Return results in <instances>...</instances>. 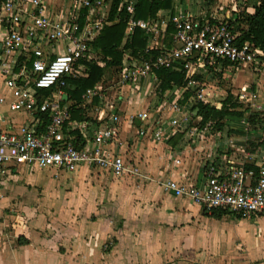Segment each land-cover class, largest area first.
Instances as JSON below:
<instances>
[{
	"label": "built area",
	"instance_id": "built-area-1",
	"mask_svg": "<svg viewBox=\"0 0 264 264\" xmlns=\"http://www.w3.org/2000/svg\"><path fill=\"white\" fill-rule=\"evenodd\" d=\"M112 1L0 0V77L9 93L5 104L0 96V105L7 107L0 112V199L6 177L19 165L54 176L86 167L114 178L149 179L127 157V144L119 137L122 120L136 122L139 137L153 143L166 144L173 133L181 131L188 144H196L210 124L201 129L190 119L195 115L200 120L195 110L186 112L190 102H213L220 108V98L226 96L219 80L209 81L211 71L228 72L253 65L259 72L264 68L262 51L247 42L237 44L228 22L232 12L230 16L220 15L222 9L215 7L208 15L203 10L199 15L180 10L173 16L136 20L132 15L139 0H118L113 21L119 19L122 10L129 14L124 40L136 29L142 30L146 39L143 56L123 53L122 66L112 78L102 77L81 95L83 118L76 119L65 88H72L69 80L87 77L88 62L99 64L90 44L111 23ZM160 69L184 71L185 86L165 91L163 95H169L160 106L163 111L153 119L150 109L160 91L156 74ZM187 89L192 94L182 104ZM47 90L50 94L46 95ZM175 91H182L177 94L179 101L170 100ZM257 92L243 86L239 93L231 94L248 111L263 115L264 103ZM5 112L24 113L26 117L19 124L3 125ZM248 114L242 118L244 127ZM235 152L236 156L230 157L209 151L201 161L199 180L192 182L183 175L157 182L165 192L188 199L207 212L219 209L241 219L263 215L264 148ZM238 156L241 158L237 160ZM245 157L254 161L256 172L245 170ZM170 160L172 167L180 165L174 154Z\"/></svg>",
	"mask_w": 264,
	"mask_h": 264
},
{
	"label": "crops",
	"instance_id": "crops-1",
	"mask_svg": "<svg viewBox=\"0 0 264 264\" xmlns=\"http://www.w3.org/2000/svg\"><path fill=\"white\" fill-rule=\"evenodd\" d=\"M54 1L58 2L59 0ZM258 1L171 0V8L161 10L159 15L173 16L180 10L191 15H199L200 11L203 10L207 15L215 7H220L222 9L219 12L220 15L225 14L226 16H230V13H233L236 7L240 11L245 9L246 12L252 13ZM248 72L249 79L252 80V74L249 70ZM261 72L257 81L253 84L257 87H255L257 90L264 93V68ZM0 83L1 90L3 89L0 96H4L8 91L2 87L1 77ZM250 88L253 90V85ZM179 92L181 93L182 91ZM179 92L175 91L170 94V100L172 95L175 96ZM144 104L143 106H145ZM6 109V105H0V112H4ZM5 114L6 120L3 125L6 123L19 124L26 117L24 113L5 112ZM199 121L197 120L196 124H199ZM122 122L126 126L128 125L124 120ZM126 126L123 129L124 131L127 130L128 133H131L133 130L135 132L132 127L126 129ZM231 128H239L238 130H240L243 128V125L231 126ZM233 138V136L230 137L226 134L224 130L208 138L205 137L206 143L203 140L193 144L195 145L193 147L194 152L198 151L199 153H194L196 155L194 160L191 159V161L187 162L182 161V156L188 147H191L190 144L181 150L163 144L166 147V153H169L168 157L171 158V154H174L181 161L178 167H172L171 161H168L169 163L167 162L166 165L167 170L161 171L160 179L165 177L178 178L179 176L186 175L192 182L199 180L202 175L201 161L209 151L212 150L215 156L217 154L220 156L223 153L230 157L236 156L235 149L231 148L233 147L231 145L234 142ZM244 159L248 162H254L248 160V158L246 159V157ZM135 163L138 165L137 162ZM82 168H85L84 172L81 171ZM25 169L28 172L30 171L22 165L12 169L14 173L11 174V179H7L8 183L2 188L3 198L0 199V208L9 206V199H12V195L18 194L17 185L12 180L16 177L19 178V173ZM81 169L79 168L73 173L75 179L88 175L91 172L86 167H81ZM147 171L150 176L156 175V171ZM124 178L126 177H123V181L114 183L110 187L111 194L109 196L111 199L116 198L114 202L116 206L114 215L118 217L117 221L119 222L118 226H115V231L110 229L112 227L109 226V223L112 224V220L107 218H97L95 223L87 220L89 223L85 221L84 225L82 222L79 224L75 222L74 225H70V229L67 232H44L38 229L39 222L37 220L29 218L30 220L25 221L18 230L12 231L8 228V219L6 218L2 222L0 221V264H199L197 260L201 256L197 254L193 255L191 260L182 257L173 262L174 247L167 240V235L170 234L173 227L187 222L189 212L195 211L196 215L202 214L201 207L188 199L175 197L171 193L165 192L156 181L145 182L142 181L143 179H136L140 181L131 184ZM202 216L205 215L202 214ZM205 217L210 218L208 216ZM260 217H264V214L252 217V219L255 220V218ZM237 220H241V218ZM147 225L149 229L141 228ZM158 234L162 235L161 239L157 241ZM111 235L113 236L111 238L114 241H112L113 245L105 250L103 249V244ZM257 235L256 239L258 240L261 235L259 231ZM148 237H152L153 239L142 240ZM162 238L166 239V242L164 240V243H162ZM243 239L245 240V238ZM175 251L185 254L187 247L181 250L176 249ZM262 253L263 251H261Z\"/></svg>",
	"mask_w": 264,
	"mask_h": 264
},
{
	"label": "rangeland",
	"instance_id": "rangeland-1",
	"mask_svg": "<svg viewBox=\"0 0 264 264\" xmlns=\"http://www.w3.org/2000/svg\"><path fill=\"white\" fill-rule=\"evenodd\" d=\"M237 9L239 8H234V10ZM248 70L252 74V80L249 79ZM262 70L263 68H260V71L257 72L253 65L248 68L239 66L228 72L215 70L211 71L208 75L210 80H207L210 82L213 79L219 80V86H222L225 92L229 90L233 94L239 93L243 86H249L250 89V86L253 85L254 91L257 90V87L253 83L257 81ZM106 71L107 76L104 78L107 79L109 77L111 79L113 76L109 75L111 69ZM2 90L0 83V93ZM257 91L259 97L261 95L260 101L264 103V93L260 90ZM164 93H157L151 105L150 110L153 113L151 115L153 119L159 118L161 115L160 113L163 111V107L160 106L163 104V100L166 102V98L169 95H163ZM8 95L9 93H6L2 97L3 104L9 99ZM186 112L192 114L189 111ZM247 113H250V111H246L245 114ZM190 119L194 123L197 122V116L195 115H190ZM241 122L242 119L239 121L237 118L235 120H228V126L224 128V132L230 137H234L232 146L235 147L236 150L245 148L248 151L251 150V144H255L256 140L262 137L263 131H253L243 136L236 135L229 127L243 125ZM125 126V123H120L121 132L119 133V137L124 145L127 144V157L130 158L133 163L137 162L142 173L150 177V179H144L142 181L150 182L153 180L157 182L161 178V171L164 172L167 170V162L171 161L170 157H168L169 153L167 154L165 151V145H163V143H153L148 138L139 137L136 131L139 126L136 122L135 125L134 123H129L126 126V129L132 127L135 132L133 130L131 133H128L127 130L124 131L123 129H125ZM215 134V129L209 126L204 136L208 138ZM205 137L199 140V142L204 140L206 143ZM227 145L230 146L229 144ZM190 146L191 147H188L185 154L182 156V161L184 162L191 161V159L194 160L196 157L195 154L199 153L198 151L194 152L193 147L195 145L190 144ZM239 158H241V156H238L237 160ZM84 169L85 168H82L81 171L84 172ZM147 170L156 171V175L150 176ZM7 179H11V174L6 177L2 188L8 183ZM122 179L123 178H114L96 169H92L88 175L80 176L77 179L73 177V173L54 176L51 172L42 170L29 172L27 169L21 170L19 178L16 177L12 180V182L17 185L18 194H15V196L12 195V199H9V206L0 208V221L2 222L7 218L8 228L12 231L18 230L25 221L35 219L39 222L38 229L44 232H67L70 229V225H74L75 222L78 224L82 222L84 225L85 221L89 223L87 220H91L95 223L97 218H107L112 220V224L109 223V226L112 228H109L115 231V226L119 224L117 221L118 217L114 215L116 208L114 202L116 198L111 199L109 194H111V185L123 181ZM124 179H127L131 184L140 181L136 180L135 177H126ZM141 228L149 229V226H142ZM258 231L261 235L257 240L256 235ZM161 235L162 234L157 235V241L161 239ZM112 237L111 235L108 240H105L103 249L107 250V248L112 247L114 242L111 240ZM243 238H245V240ZM149 239L153 238L148 237L142 240ZM162 240V243H164V240L166 242V239L162 238ZM167 240H169L174 247L172 256L173 262L182 257L191 260L193 255L197 254L201 256L199 260H197L199 264H264V217L255 218V220L252 218L237 220V218L228 215L221 220H213L202 216V214L196 215V212L192 211L189 212V219L186 223L184 222L173 227L170 234L167 235ZM184 247H187L185 254L175 251L176 249L181 250ZM220 250L225 251L223 252ZM261 251H263L262 254Z\"/></svg>",
	"mask_w": 264,
	"mask_h": 264
},
{
	"label": "trees",
	"instance_id": "trees-1",
	"mask_svg": "<svg viewBox=\"0 0 264 264\" xmlns=\"http://www.w3.org/2000/svg\"><path fill=\"white\" fill-rule=\"evenodd\" d=\"M117 5L118 0H113L109 14V21L111 23L105 25L90 44L91 51L95 56L99 57V64L95 61L88 62L89 70L87 77L71 79L69 80V84L72 88H65V92L68 94L70 109H72V117L76 119L83 118V110L79 107L81 95L86 89L92 88L98 83L102 77L107 76L106 70L111 69L109 74L111 75L119 66H122L123 53L127 52L134 58L143 56V49L146 46V39L143 31L136 29L129 39L124 40V31L129 14L122 10L118 13L119 19L113 21ZM169 8H171V0H139L132 17L136 20H150L157 17L161 10ZM228 22L232 32L236 34V41L239 46L247 42L264 53V0L258 1L252 13L246 12L245 9L233 12ZM169 30L171 31L172 29L169 28ZM156 74L159 80L157 84L160 90L159 94L170 90L173 86L177 88L185 86L184 71L160 69L156 71ZM44 94H50V90L45 91ZM191 94L192 91L189 89L184 91L183 101L180 103H185ZM171 97V101H179L177 95H172ZM220 99V108H216L213 102L207 104L190 102L189 109L187 108L186 110L192 109L196 111V114L200 117V128H203L209 123V126H212L216 133L222 132L224 128L228 126V120H235L237 118L241 121L246 111L248 112V108L240 104L229 90L226 91V96ZM96 101L97 100L94 99V102ZM246 120V127L243 126L242 129L238 130L239 128L233 129L230 126L229 129L241 136L248 135L253 131H264V114L261 115L257 112H250ZM166 144L172 148L181 150L188 145V142L184 132L177 131L168 138ZM259 147L264 148L263 137H259L255 144H251V150H245L252 153ZM244 168L245 170L252 169L255 172L257 171L253 162H246ZM201 210L202 214L215 220H221L228 215L240 219L239 216L228 211L214 209L211 212H207L202 208Z\"/></svg>",
	"mask_w": 264,
	"mask_h": 264
},
{
	"label": "water",
	"instance_id": "water-1",
	"mask_svg": "<svg viewBox=\"0 0 264 264\" xmlns=\"http://www.w3.org/2000/svg\"><path fill=\"white\" fill-rule=\"evenodd\" d=\"M66 98H67V96H66V95H64V96H63V99H66Z\"/></svg>",
	"mask_w": 264,
	"mask_h": 264
}]
</instances>
